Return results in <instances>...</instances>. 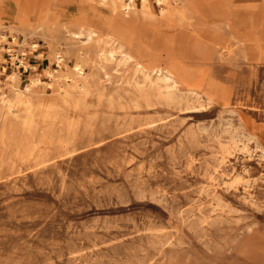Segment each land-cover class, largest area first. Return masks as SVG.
<instances>
[{"label":"rangeland","instance_id":"obj_1","mask_svg":"<svg viewBox=\"0 0 264 264\" xmlns=\"http://www.w3.org/2000/svg\"><path fill=\"white\" fill-rule=\"evenodd\" d=\"M23 1L0 4V264H264V0H226L243 42L225 28L201 34L224 53L198 51L185 30L182 60L159 57L174 31L150 0L146 62L107 29L144 28L140 0ZM73 20L93 36L71 38ZM74 49L82 74L56 85ZM157 63L214 100L168 88Z\"/></svg>","mask_w":264,"mask_h":264},{"label":"bare ground","instance_id":"obj_2","mask_svg":"<svg viewBox=\"0 0 264 264\" xmlns=\"http://www.w3.org/2000/svg\"><path fill=\"white\" fill-rule=\"evenodd\" d=\"M2 1L3 0H0V4ZM129 1L131 0H128V2ZM135 1L137 0H133V2ZM225 1L226 0H156L157 4L159 5V10H160L158 13V16L161 18L162 22L164 23L166 27L171 28V30L174 31V33H171V35L164 36V39H163L165 43H168L169 45L172 46L171 53L161 54L159 57H161L162 55H166V56L168 55L169 58L177 57L181 60L182 58L187 57V55L184 53V50H183L184 48L183 47L184 45L183 33L185 32V30H188L189 32L193 33L192 34L193 36L192 46L196 47L198 51L199 50L200 51H205V50L211 51L212 50L213 52L217 47H219V50L221 52L220 54L224 53L225 48L227 47V40L224 37H222L223 34L222 36L218 35V37H220L218 38V41L216 40L210 43L208 41L203 40L201 34L210 33L209 35L211 37H214L216 32L221 34V30L225 28L228 29L229 32H231L234 39H236L237 41L240 40L241 42H243L241 38L239 37V35L236 34L235 32L236 29L235 27H233V24L228 23L227 21V19L228 20L230 19L227 18ZM15 2H16L17 9L20 10V12L23 11L27 7V5L30 6L31 4L34 3V2L27 3V2H24L23 0H15ZM123 6L129 7L130 4H124V5L120 4V5H117L116 7L121 8ZM0 9H1V5H0ZM140 10L142 14L144 15V19L146 21V23L144 24V28H142L140 24H135L130 27L128 25H125L119 22L118 19H116L115 17L112 18L111 21L107 23L108 35L111 41L115 42V44L118 47L125 50V52L129 56L131 57L135 56V58H138V60H141L139 58L143 57L140 54V51H141L140 46H143V43H142L143 36H144L143 30L145 31L147 25L153 22V15H156V13H154V11L151 10L150 0H140ZM123 18L124 17H122V19ZM72 23L75 24V26L77 27L76 28L77 30L73 32L69 31L68 35H70L71 38H76L77 35L81 36L82 33H86V35L88 36H91V35L93 36V34L95 33V28L93 24L87 23L85 21H80V20H73ZM51 30L65 32L64 27L62 26L56 29L52 28L49 31ZM72 56H75V60H76L75 64L72 67L69 68L67 67L66 64L65 65L63 64L67 72L60 71L59 73L55 72L53 74H49L51 78L54 79V83L56 85H58L59 80L62 77L74 78L75 76H80L82 74V68H81L82 54L76 53L74 49L72 51ZM189 57L197 58L198 56L194 55V56H189ZM142 61L146 62L147 60L145 61L141 60L140 62ZM84 62L85 61H83V63ZM156 67L158 69L157 72L162 76V79L168 88L175 87L177 84L181 85L185 83L188 86L187 88L188 92L193 93L197 96L202 94L208 99V101L214 100L211 94L212 91L208 87L202 85L196 79L183 80L179 72L175 70L174 67L168 64L164 65L162 63L160 64L157 63ZM140 73L142 74V72ZM144 77H147V75ZM13 78L16 79L17 75L14 74ZM170 79H172V81H170ZM14 82H16V80H14ZM30 82L31 84H35L36 79L30 80ZM144 84H146V81L144 82ZM14 90H15V94L20 97V96H23V94L25 93L26 87L23 89L15 88ZM138 93H140L139 90H138ZM222 98L225 101L226 98L225 97H222ZM7 108L11 113L16 111L15 108H12L9 105L7 106Z\"/></svg>","mask_w":264,"mask_h":264},{"label":"built area","instance_id":"obj_3","mask_svg":"<svg viewBox=\"0 0 264 264\" xmlns=\"http://www.w3.org/2000/svg\"><path fill=\"white\" fill-rule=\"evenodd\" d=\"M1 37L2 38H6L5 35H1ZM4 45H6V43H4ZM34 51H36V50H34ZM6 54H7V56L10 59L12 58L14 60V62H16V64H18L17 67L19 69L22 68L24 70H27V68L29 67V62H30L29 60H30V58H27L26 59L25 58L26 57V54L16 52V49H14V48L8 49L7 52H6ZM25 61L27 62V65H28L26 67H24Z\"/></svg>","mask_w":264,"mask_h":264}]
</instances>
